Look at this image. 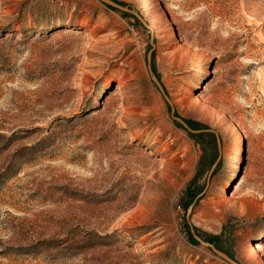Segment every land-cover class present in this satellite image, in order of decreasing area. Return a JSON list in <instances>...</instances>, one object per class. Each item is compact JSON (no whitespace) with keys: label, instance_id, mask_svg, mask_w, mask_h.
<instances>
[{"label":"rangeland","instance_id":"374dc122","mask_svg":"<svg viewBox=\"0 0 264 264\" xmlns=\"http://www.w3.org/2000/svg\"><path fill=\"white\" fill-rule=\"evenodd\" d=\"M113 1L0 0V264H264V0Z\"/></svg>","mask_w":264,"mask_h":264},{"label":"water","instance_id":"95a60500","mask_svg":"<svg viewBox=\"0 0 264 264\" xmlns=\"http://www.w3.org/2000/svg\"><path fill=\"white\" fill-rule=\"evenodd\" d=\"M103 1L104 3L112 6L113 8H116L118 10H121V11H124V12H128V13H131L133 14L134 16H136L139 20L142 21V23L145 25V26H148V24L146 23V21L142 18V16L136 12L134 9H132L130 6H126V5H122V4H119L113 0H101ZM149 60H150V57H149ZM150 72L153 73L151 67H150ZM155 82L156 84L159 86L161 92L164 94L165 98L167 99V101L169 102V104L172 106V103H171V100L169 99V97L166 95L165 93V90L163 88V86L161 85V83L155 79ZM187 128H189L190 130H192L189 125L183 120V119H180L178 118ZM193 131V130H192ZM218 144H219V147L221 145V142L220 140L218 139ZM209 246L212 247V249L219 255L221 256L223 259H225L228 263L230 264H240L233 256L227 254L226 252L220 250V249H217L216 246H214V244L212 243H207Z\"/></svg>","mask_w":264,"mask_h":264},{"label":"bare ground","instance_id":"6f19581e","mask_svg":"<svg viewBox=\"0 0 264 264\" xmlns=\"http://www.w3.org/2000/svg\"><path fill=\"white\" fill-rule=\"evenodd\" d=\"M121 81V80H120ZM121 86V85H120ZM121 91V90H120ZM197 98H199V96L197 97ZM196 99V98H195ZM202 99V98H201ZM198 100V99H197ZM203 100V99H202ZM201 100V101H202ZM210 100V99H209ZM199 101V100H198ZM197 101V102H198ZM211 101V100H210ZM200 102V101H199ZM216 103V102H215ZM215 103H213V104H215ZM210 104V103H209ZM215 105H217V104H215ZM218 106V105H217ZM221 107V106H220ZM219 107V108H220ZM217 108V107H216ZM220 110V109H219ZM217 111H218V109H217ZM223 111V110H222ZM219 112H221V111H219ZM250 187V186H249ZM253 189V188H252ZM255 191V190H254ZM249 192H251V190H250V188H248L247 186L246 187H244L243 185H238L235 189H234V191H233V193L231 194V195H233V196H237V195H242V196H244V195H246L247 193H249ZM258 192V191H257ZM256 192V193H257ZM252 193V192H251ZM249 195V197H250V194H248ZM247 195V196H248ZM256 195V194H255ZM238 197V196H237ZM231 198H235V199H242V197L241 198H236V197H232L231 196ZM231 198H229V199H231ZM226 199L227 198H225V201H226ZM234 199V200H235ZM228 200V199H227ZM129 216V215H128ZM127 216V217H128ZM126 217V216H125ZM132 217V216H131ZM130 217V218H131ZM129 218V217H128ZM128 218H125V219H123L122 220V222H121V224H127V222H129V219ZM133 218V217H132ZM132 220V219H131ZM120 221H121V219H120ZM120 221H119V223H120ZM135 222V221H134ZM130 223V222H129ZM132 223V222H131ZM138 223V222H137ZM133 224V223H132ZM262 247H263V245L259 242V241H252V239H250V241H248V242H246L245 244H244V247H243V249H242V251L243 252H246L247 253V251H260L261 249H262ZM217 249H219L218 247H217ZM250 253V252H249ZM253 253V252H252ZM252 253H251V255H252ZM245 254V253H244ZM254 254V253H253ZM255 254H257V252L255 253ZM247 255V254H246ZM248 256V255H247Z\"/></svg>","mask_w":264,"mask_h":264}]
</instances>
